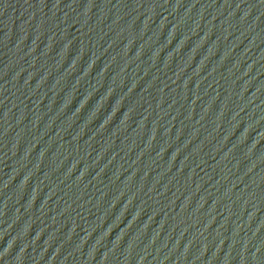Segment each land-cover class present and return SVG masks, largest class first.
Returning <instances> with one entry per match:
<instances>
[{
  "label": "water",
  "instance_id": "water-1",
  "mask_svg": "<svg viewBox=\"0 0 264 264\" xmlns=\"http://www.w3.org/2000/svg\"><path fill=\"white\" fill-rule=\"evenodd\" d=\"M0 264H264V0H0Z\"/></svg>",
  "mask_w": 264,
  "mask_h": 264
}]
</instances>
